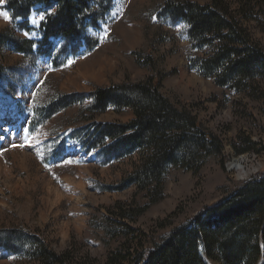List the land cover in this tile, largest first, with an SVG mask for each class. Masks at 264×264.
Instances as JSON below:
<instances>
[{
    "label": "rangeland",
    "instance_id": "374dc122",
    "mask_svg": "<svg viewBox=\"0 0 264 264\" xmlns=\"http://www.w3.org/2000/svg\"><path fill=\"white\" fill-rule=\"evenodd\" d=\"M228 1L236 5L239 0ZM7 2H0V31L10 29L16 38L33 43L31 53L7 49L2 59L3 72L14 78L17 91L0 89V231L19 230L27 242L12 250L0 245V264H38L34 253L39 247L69 252L73 261L100 262L118 249L147 250L173 227L191 221L205 206L264 171V80L249 95L201 76L192 59L209 48L204 52L195 48L187 24L164 15L166 0H112L99 7L103 10L98 27L87 26L83 32L91 44L95 42L91 49L80 40L78 53L67 54L61 52L65 41L52 37L51 57L40 56L37 48L43 44L41 22L55 9L35 6L23 19L31 29L27 31L20 26L22 19L14 20L6 9ZM250 32L264 48L263 29L254 23ZM147 58L155 66L150 67ZM149 75L162 81L163 95L191 108L224 144L222 154L209 157L198 174L172 169L163 196L155 203L133 185L119 189L137 158L108 159L96 150L86 153L72 142L69 136L83 126L78 115L89 101L43 122L39 117L55 96L88 95L98 87L136 82ZM10 112L15 113L13 123L6 120ZM132 117L131 109L120 113L110 109L96 119L127 122ZM240 158L250 170L243 178L228 170ZM118 202L141 213L131 211L134 217L122 222L115 219L107 233L106 222L114 219L111 214Z\"/></svg>",
    "mask_w": 264,
    "mask_h": 264
},
{
    "label": "trees",
    "instance_id": "16d2710c",
    "mask_svg": "<svg viewBox=\"0 0 264 264\" xmlns=\"http://www.w3.org/2000/svg\"><path fill=\"white\" fill-rule=\"evenodd\" d=\"M111 2L8 0L6 8L14 20L22 19L20 26L25 30L31 29L23 19L31 15L35 6L55 9L40 25L43 44L37 49L40 56L48 57L53 51L49 42L52 37L65 41L61 52L67 54L78 53L80 40H85L91 49L95 42L91 44L83 32L87 26L98 27L97 18L103 10L99 7ZM237 3L209 0L201 5L189 0H166L162 11L187 24V34L195 48L203 52L209 48L204 55L192 59L201 76L213 79L220 87L252 95L254 86L264 80V48L252 36L250 25L256 23L264 31V0ZM32 43L16 38L10 29L0 31V89L8 93L17 91L14 78L3 72L5 51L27 55ZM147 61L150 67L155 66L151 58ZM161 87L162 81L149 75L136 82L98 87L88 95L55 96L45 103L39 117L43 122L56 112L89 101L78 115V123L83 126L69 137L86 153L96 150L98 156L113 160L137 158L119 189L133 185L137 192H145L150 203H155L162 198L165 180L172 169L198 174L209 157L221 155L224 150L221 137L199 122L191 108L175 104L163 95ZM110 109L118 113L131 109L133 117L127 122L96 119ZM135 209L118 202L111 214L114 219L107 218L106 232H110L107 228L115 219L122 222L141 213L134 212ZM127 229L130 230L128 225ZM26 242L19 230L0 231V245L7 248ZM32 244L35 246L33 241ZM38 249L34 253L38 264H208L206 259L221 264H264V171L205 206L191 221L173 227L147 250L118 249L100 262L73 261L69 252L58 254Z\"/></svg>",
    "mask_w": 264,
    "mask_h": 264
},
{
    "label": "bare ground",
    "instance_id": "6f19581e",
    "mask_svg": "<svg viewBox=\"0 0 264 264\" xmlns=\"http://www.w3.org/2000/svg\"><path fill=\"white\" fill-rule=\"evenodd\" d=\"M245 164L244 158L237 159L231 164L234 165L232 169L238 172L240 178H243L250 173V170L247 169L248 167Z\"/></svg>",
    "mask_w": 264,
    "mask_h": 264
},
{
    "label": "snow or ice",
    "instance_id": "6c2138e0",
    "mask_svg": "<svg viewBox=\"0 0 264 264\" xmlns=\"http://www.w3.org/2000/svg\"><path fill=\"white\" fill-rule=\"evenodd\" d=\"M0 2H3V0H0ZM4 15H5V19H9V17H7L6 14H4ZM70 63H71V61H70ZM65 163H71V161H65Z\"/></svg>",
    "mask_w": 264,
    "mask_h": 264
},
{
    "label": "water",
    "instance_id": "95a60500",
    "mask_svg": "<svg viewBox=\"0 0 264 264\" xmlns=\"http://www.w3.org/2000/svg\"><path fill=\"white\" fill-rule=\"evenodd\" d=\"M234 167V165H231L228 167V170L232 169Z\"/></svg>",
    "mask_w": 264,
    "mask_h": 264
}]
</instances>
